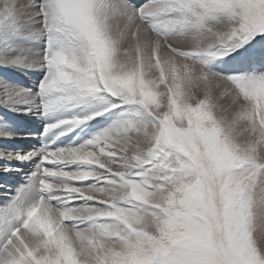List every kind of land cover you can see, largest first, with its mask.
Listing matches in <instances>:
<instances>
[{"label": "snow or ice", "instance_id": "obj_1", "mask_svg": "<svg viewBox=\"0 0 264 264\" xmlns=\"http://www.w3.org/2000/svg\"><path fill=\"white\" fill-rule=\"evenodd\" d=\"M0 142V264H264V0H0Z\"/></svg>", "mask_w": 264, "mask_h": 264}, {"label": "bare ground", "instance_id": "obj_2", "mask_svg": "<svg viewBox=\"0 0 264 264\" xmlns=\"http://www.w3.org/2000/svg\"><path fill=\"white\" fill-rule=\"evenodd\" d=\"M143 2H146V0H144ZM15 77H16V79H18L24 85H26V84L28 85L29 84V78L28 77H25V76L20 75V74H15ZM18 117L22 120V122L25 125L29 124L28 125L29 128H32L33 125H35L34 121H33V119L31 117H28V116L23 115V114H20ZM26 127H27V125H26ZM21 129H22L21 135L26 136L25 135V129H23V128H21ZM26 140H29V139L24 138V139H18V140L14 141V142H10L11 145H9V147L12 148V149H22L23 147H26V145H29L32 142L31 140H30L31 142H28ZM22 180H23V177H13L11 179L10 187L12 189H14L16 187V185L19 183V181H22ZM0 182H2V181H0ZM9 194L10 193L7 192V191H0V197H3L4 200ZM3 203H4V201H3Z\"/></svg>", "mask_w": 264, "mask_h": 264}, {"label": "rangeland", "instance_id": "obj_3", "mask_svg": "<svg viewBox=\"0 0 264 264\" xmlns=\"http://www.w3.org/2000/svg\"><path fill=\"white\" fill-rule=\"evenodd\" d=\"M29 78V84L28 85H30V84H32L33 82H34V78L33 77H28ZM26 86H27V84H26ZM25 135H27V131H25ZM26 141H28V142H31L30 140H26ZM0 143H2V142H0ZM30 144H32V142L30 143ZM26 145V147H23L22 149H24V150H27V149H29L30 147H31V145ZM9 145H11V143H9L8 144V147H9ZM19 166V165H18ZM20 182V181H19ZM17 186V185H16Z\"/></svg>", "mask_w": 264, "mask_h": 264}]
</instances>
